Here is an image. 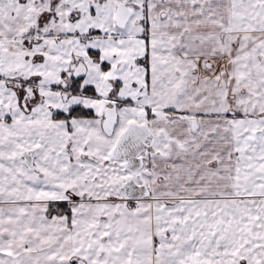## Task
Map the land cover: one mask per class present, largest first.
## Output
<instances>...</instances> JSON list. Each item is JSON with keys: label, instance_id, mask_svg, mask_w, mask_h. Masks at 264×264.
<instances>
[{"label": "snow or ice", "instance_id": "6c2138e0", "mask_svg": "<svg viewBox=\"0 0 264 264\" xmlns=\"http://www.w3.org/2000/svg\"><path fill=\"white\" fill-rule=\"evenodd\" d=\"M0 264H264V0H0Z\"/></svg>", "mask_w": 264, "mask_h": 264}]
</instances>
